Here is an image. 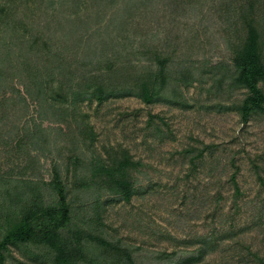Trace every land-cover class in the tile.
Wrapping results in <instances>:
<instances>
[{
	"label": "rangeland",
	"instance_id": "374dc122",
	"mask_svg": "<svg viewBox=\"0 0 264 264\" xmlns=\"http://www.w3.org/2000/svg\"><path fill=\"white\" fill-rule=\"evenodd\" d=\"M243 54L264 59V0H0V243L56 202L57 177L73 216L61 236L138 264L205 242L197 264H264V116L236 110ZM158 72V102L130 95ZM34 235L5 264H53L54 240Z\"/></svg>",
	"mask_w": 264,
	"mask_h": 264
},
{
	"label": "trees",
	"instance_id": "16d2710c",
	"mask_svg": "<svg viewBox=\"0 0 264 264\" xmlns=\"http://www.w3.org/2000/svg\"><path fill=\"white\" fill-rule=\"evenodd\" d=\"M235 76L233 87L246 91V98L236 107V110L242 123L247 124L254 116H264V89L261 86L264 82V59L241 55L237 63ZM167 84L168 80L165 74L154 73L148 84L143 85L141 91L138 92L134 88L131 90L130 95H136L146 104H153L158 102L164 93L166 94ZM112 89L101 87L96 90L95 94H99L104 90L109 92ZM41 91L47 98V90L43 88ZM112 91L113 93L117 92L115 89ZM113 95L119 97V94ZM106 99L100 100L101 103ZM50 101L52 100L50 99ZM58 179L56 177L54 183L57 198L52 206L42 208L33 206L23 214L20 221L11 224L7 228L4 239L0 243V264H5L6 261L2 250H5L8 245H19L28 242L32 236L36 237L34 235L36 230L39 231L44 242L54 240L55 256L53 257V264H138L136 263L135 254L119 244L114 245L115 243L104 238H98L90 245L84 238L76 237L72 239L61 236L63 231L69 230L71 227L73 216L67 201L66 189ZM232 182L238 197L241 195V191L236 176H233ZM33 225H37V229H34ZM204 244L207 245L206 248L201 247L198 250V253L202 252L201 257H197L194 253L188 258H180L177 261L170 259L167 264L199 263L212 252L210 248L212 242H205Z\"/></svg>",
	"mask_w": 264,
	"mask_h": 264
}]
</instances>
